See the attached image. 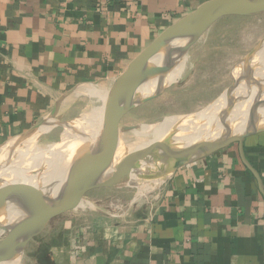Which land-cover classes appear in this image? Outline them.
<instances>
[{
	"label": "crops",
	"instance_id": "obj_1",
	"mask_svg": "<svg viewBox=\"0 0 264 264\" xmlns=\"http://www.w3.org/2000/svg\"><path fill=\"white\" fill-rule=\"evenodd\" d=\"M207 1L0 0V147L56 107L66 118L78 89L114 82ZM244 147L264 181V132ZM125 207L56 217L24 264H264V195L238 144L179 168L146 202Z\"/></svg>",
	"mask_w": 264,
	"mask_h": 264
},
{
	"label": "water",
	"instance_id": "obj_2",
	"mask_svg": "<svg viewBox=\"0 0 264 264\" xmlns=\"http://www.w3.org/2000/svg\"><path fill=\"white\" fill-rule=\"evenodd\" d=\"M262 14L264 0H210L203 3L195 11L169 26L130 68L115 80L103 122L95 133L92 134L85 124L78 128L76 121L59 120L56 107L40 124L8 143L12 153L27 139L42 135L57 126L66 128L74 125L77 135L80 136L77 141L79 143L74 144V148L70 150L68 171L59 169L55 174L52 187L57 189L56 193L50 192V188L46 186L12 183L0 185V229L7 230L2 235L4 237H0V264L21 263L29 244L46 231L53 219L80 208L83 202H91L87 198L90 191L136 187L128 184L132 176H138L142 181L162 179L163 183L179 168L233 144L239 145L240 157L257 179L264 195L262 176L248 160L244 147L246 138L264 132V125L260 124L264 116V111L261 113L264 110L261 95L264 93V84L262 85V81L256 76L252 79L247 74L254 57L264 50V38L232 72L233 83L226 91L229 103L221 118L226 128L222 136L179 144L174 140L177 132L175 131L164 140L148 147L127 151L119 160L116 157L123 133L140 127L122 126V120L133 110L163 95L169 88L181 86L178 81L167 85H164L163 81L186 59L190 49L207 31L225 17H255ZM236 69L239 70L238 76L234 73ZM242 80L249 85L248 94L254 85H262V89L252 105L245 129L234 132L230 126V113L240 98L235 97V92ZM150 81L157 82L155 90L148 94L142 93L141 86ZM135 201L127 205L122 213ZM93 209L108 214L96 206Z\"/></svg>",
	"mask_w": 264,
	"mask_h": 264
},
{
	"label": "rangeland",
	"instance_id": "obj_3",
	"mask_svg": "<svg viewBox=\"0 0 264 264\" xmlns=\"http://www.w3.org/2000/svg\"><path fill=\"white\" fill-rule=\"evenodd\" d=\"M263 38L264 14L255 17L229 16L222 18L190 49L187 56L188 60L183 61L185 70L178 80L181 86L169 88L163 95L130 112L122 120V126L157 125L167 117L194 115L202 111L228 90L233 83L232 72L236 65ZM114 83L115 81H109L87 86L88 89H107L112 88ZM77 95L78 97L72 107V111L68 115L66 114L64 119L57 117L59 120L76 121L80 126L87 125L85 121L87 116L95 115L98 110L106 109L108 106L99 96L90 95L87 91ZM69 132L71 131L65 130L62 126H57L42 135L35 136L31 139L32 141L28 142L27 140L29 139H27V142L25 141L19 150H25L26 143L30 142L45 149L52 144L57 146L64 142V139L68 136L66 134ZM72 132L77 131L73 130ZM132 138L133 131L125 132L122 135V140L124 141ZM53 151H56L55 147L50 150V158L53 157ZM3 164L4 159L0 162V167L4 166ZM139 192L140 188L138 185L136 187L101 188L90 191L87 194V198L92 203L95 201L91 200V198H97L98 203L95 202L94 204L103 211L118 213L122 208L131 204ZM153 192L154 190L139 198L137 197L138 200L136 202H146L147 197ZM87 203L83 202L77 211H81L82 207L84 210L92 209L93 205L91 203L87 205ZM73 211L68 212L65 216L73 215ZM52 223L51 225H53ZM48 229L46 230L48 231ZM6 231L5 229L2 235ZM2 235L1 237H4ZM35 248V242L27 247L32 253ZM29 255L31 254H26V256L24 254L21 264L27 262Z\"/></svg>",
	"mask_w": 264,
	"mask_h": 264
},
{
	"label": "bare ground",
	"instance_id": "obj_4",
	"mask_svg": "<svg viewBox=\"0 0 264 264\" xmlns=\"http://www.w3.org/2000/svg\"><path fill=\"white\" fill-rule=\"evenodd\" d=\"M184 60L186 61V59ZM184 70V63L182 62L174 72L164 79L163 84L167 85L169 83L178 81ZM238 71L239 70L236 69L234 72L236 76L239 74ZM247 74H249L248 77H252V79L256 76L260 81H262V85L264 84V50L260 51L254 57L250 69L247 70ZM262 85H254L250 91V94L247 93L249 90V85L245 80H242L238 86L237 91L235 92V97L240 98L230 113V126L232 127V131L241 132L245 129L248 123L247 121L249 115L251 113L250 111L252 105L255 102V98L260 93ZM156 86L157 82L150 81L141 86L140 91L142 93L148 94L153 92ZM84 91H87V93L90 95L99 96L104 103L109 105L110 97L112 95V88L88 89V86H83L77 90V94H80ZM261 95L262 99L264 100V93ZM228 103L229 97L227 92H225L218 100L194 115L171 116L167 117L157 125H140L137 130L133 131V138L131 140H121L116 153L117 160L123 157L127 151H134L148 147L157 141L164 140L170 134H174L173 132L175 131L177 132H175L174 140L179 144H190L191 142L197 141L199 139L222 136L226 129L225 125H223L221 122L222 112ZM105 110L106 109H100V111L98 110L95 115L86 117L85 121L87 125H85V127L92 134L95 133V131H97L99 126L102 124ZM263 111L264 110H262L261 113ZM260 124L264 125V116L262 117ZM76 126H78V128H82L84 125L80 126V124L77 123ZM76 126H68L65 128V130H70L71 132L73 130L75 131L74 127ZM48 129L49 128H43V130ZM71 132L66 134L68 136H66L63 143L58 144L57 146L52 144L49 148H46L48 150L35 145L33 142L26 143L25 150H19V147L12 153L9 145L3 146L2 149H0V162L4 159V166L0 167V185L12 183L15 185H32L36 187L46 186L50 188V192L56 193L57 189L52 187L54 186L52 185V182L55 174L59 169H61V171H68L67 168L69 167V161L71 157L70 150L74 148H72L74 144L79 143L77 141L80 139V136L77 135L76 132H74L75 134ZM31 139L27 141H32ZM54 147L56 151L52 152L53 157L50 158V150ZM161 183L162 179L142 181L138 176H132L128 181L129 185H138L140 188V192L137 196L138 198L152 190H155ZM137 197L135 200H138ZM91 204L93 206H90L94 208L95 205L93 203ZM4 230L5 229H0V237ZM16 264L21 263L17 262Z\"/></svg>",
	"mask_w": 264,
	"mask_h": 264
}]
</instances>
